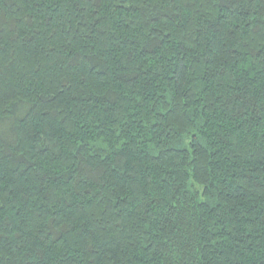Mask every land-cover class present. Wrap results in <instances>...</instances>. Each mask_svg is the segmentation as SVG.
Masks as SVG:
<instances>
[{"label": "trees", "instance_id": "obj_1", "mask_svg": "<svg viewBox=\"0 0 264 264\" xmlns=\"http://www.w3.org/2000/svg\"><path fill=\"white\" fill-rule=\"evenodd\" d=\"M0 264H264V0H0Z\"/></svg>", "mask_w": 264, "mask_h": 264}]
</instances>
